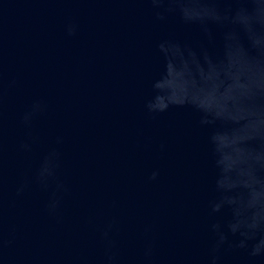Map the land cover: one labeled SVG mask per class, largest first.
<instances>
[{
  "label": "water",
  "instance_id": "95a60500",
  "mask_svg": "<svg viewBox=\"0 0 264 264\" xmlns=\"http://www.w3.org/2000/svg\"><path fill=\"white\" fill-rule=\"evenodd\" d=\"M0 264H264V0H0Z\"/></svg>",
  "mask_w": 264,
  "mask_h": 264
}]
</instances>
